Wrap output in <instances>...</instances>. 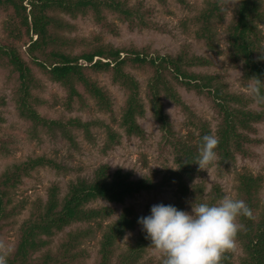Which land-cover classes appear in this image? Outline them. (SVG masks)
Listing matches in <instances>:
<instances>
[{
    "label": "trees",
    "instance_id": "trees-1",
    "mask_svg": "<svg viewBox=\"0 0 264 264\" xmlns=\"http://www.w3.org/2000/svg\"><path fill=\"white\" fill-rule=\"evenodd\" d=\"M158 1L166 3V0ZM175 2L186 6L185 0ZM225 2L203 0L201 9L191 19L195 26V38L209 50L216 49V24L223 20ZM0 7L9 10L14 19L13 26L5 28L7 35L0 38V65L10 69L15 76L17 109L33 129V136L38 137V131L42 130L51 136L59 135L75 145V131L79 130L87 141L92 142L91 127L101 121H83L77 116L42 117L36 110L38 98L32 93L40 83L31 65L64 89L67 109L74 102L84 107L89 97L97 110L111 112V96L95 77L100 73L107 74L110 81L125 93L120 126L127 137L141 138L145 132L137 119L145 114V104L139 81L129 68L147 69L150 74L146 79V97L162 133L160 144L172 151L176 162L175 169H170L168 175L158 181L153 173L132 179L129 172L117 169L109 175L108 165L101 164L91 179L70 180L61 199L59 187L52 184L44 204L22 223L14 250L7 259L8 264H68L83 259L85 254L77 249V245L94 230L70 231L55 253L46 251L39 256L34 255L49 245L48 237L56 231L73 223L92 222L112 215L114 210L109 206H88L97 199L119 203L142 191H161L172 181L177 185L175 198L165 205L171 204L183 210L186 204L191 206L193 202L217 203L222 199L219 185L214 184L207 190L202 181L195 180L202 137L214 136L208 122L200 123L197 137L189 133L185 138L175 135L167 122L162 98L176 105L183 104L175 83L210 100L218 117L215 165L220 172H229L237 155L241 158L254 157L253 147L264 142L263 138L255 136L254 127L256 123L264 122V108L256 110L249 107L253 100L264 106V102L257 100V92L254 91L258 89L259 94L264 95V0H236L233 19L227 30L229 56L234 62L242 64L241 82L252 84L253 97L230 91L221 73L194 72L192 68L206 67L211 62L207 56L192 53L188 45H182L174 54L152 52L147 47H116L104 42L97 34L90 38L70 35L73 27L62 16L89 15L99 28L111 34L117 30L109 15L126 23L131 30L167 32L163 25L152 19L153 9L140 1L0 0ZM23 37H27L23 44L26 45L27 58L17 47V42ZM108 138L102 148L104 151L112 149L117 142L116 133L110 129ZM9 150L0 138V152L7 154ZM44 165L58 168L52 161L38 157L14 164L0 173V233L11 216L7 209L8 189L31 170ZM235 179V199H242L252 211L251 217L237 218L241 227L236 240L243 250L240 264H264V199L261 200L259 195L264 185L263 177L246 171L235 173ZM140 217L133 213L132 207H125L116 220L102 228L95 264H145L140 260L151 247V241L146 239L142 230L113 261L117 240L127 230L139 225ZM156 264H163L162 256ZM220 264H233L229 252L223 254Z\"/></svg>",
    "mask_w": 264,
    "mask_h": 264
},
{
    "label": "rangeland",
    "instance_id": "rangeland-1",
    "mask_svg": "<svg viewBox=\"0 0 264 264\" xmlns=\"http://www.w3.org/2000/svg\"><path fill=\"white\" fill-rule=\"evenodd\" d=\"M128 1L130 3L140 1L145 6L152 8V19L163 25L167 32L150 29L131 30L126 23L119 21L114 15H109V19L116 24L117 30L116 33L111 34L99 28L89 15L71 17L63 14L62 16L73 27V30L69 32L70 35L90 38L97 34L104 42L112 43L116 47H147L152 52L174 54L182 45H188L192 53L207 56L211 62L206 67L192 68L194 72L221 73L230 91L253 97L251 94L252 84L245 85L241 82L242 64L234 62L229 56L227 30L233 19L236 0H226L225 2L223 20L216 24V49L214 50L207 49L202 41L195 38L193 32L195 26L191 19L201 9L203 0H185L186 6L179 5L175 0H166L164 4L158 0ZM13 23L14 19L10 16L9 10L0 7V38L7 35L8 32L5 28L13 26ZM26 40L27 37H23L17 42V47L25 58H27L26 45L23 44ZM31 66L40 83L32 93L38 98L36 110L42 117L56 119L77 116L83 121L101 122L91 127L92 142L87 141L79 130L75 131V145L70 144L59 135L51 136L42 130L38 131V137L33 136V129L19 115L17 109L15 76L10 69L0 65V99L2 100V104H0V138L10 148L7 154L0 152V173L11 168L14 164L38 157L50 160L58 166V168L51 165L39 166L8 189L7 209L11 216L5 222L0 233V251L8 253L7 259L14 250L22 223L30 217L35 209L44 204L48 188L52 184L59 187V198L61 199L65 195L70 180L91 179L94 171L101 164L108 165L109 175H112L117 169L129 172L132 179L153 173L156 181L168 175L169 170L176 167L172 151L169 148H163L160 144L162 133L151 114L149 101L146 97V79L150 74L147 69L129 68L139 81L141 96L145 104V114L137 119L138 124L145 132V136L141 138L127 137L120 126L125 93L123 89L110 81L107 74L100 73L95 77L111 96L113 102L111 112L97 110L94 101L89 97H87V104L84 107H81L78 102H74L72 107L67 109L64 102V89L58 83L48 79L36 66ZM175 87L182 98V105H176L169 99L162 98L167 122L175 135L185 138L187 134L192 133L197 137L200 132V123L206 121L215 136L218 117L213 111L210 100L205 95H198L187 90L179 83H175ZM249 107L256 110L264 108L256 100H253ZM254 127L256 128L255 136L264 139V122L256 123ZM108 129L116 133L117 142L112 149L104 151L102 148L109 140ZM253 150L255 155L252 158H241L237 155L229 172H220L216 168L215 161L203 169L199 167L195 180L202 181L207 190L214 184L219 185L223 193L222 198L225 196L236 198L235 173L247 171L254 176L261 175L264 181V142L253 147ZM171 183L161 191H142L119 203L102 199L89 203L90 207L109 206L113 208L114 212L105 219L73 223L56 231L54 235L48 237L49 245L34 256L44 254L46 251L55 253L70 231L90 229L94 230L93 234L82 238L77 245V249L85 254L84 258L68 264H95L102 228L116 220L125 207H132L133 213L142 217L150 214L153 205L172 201L175 198L174 191L177 185L174 181ZM259 195L261 200L264 199V185ZM183 210L191 212V206L186 204ZM141 230V225H137L133 229L127 230L122 238L117 240L114 262L117 255L127 244L133 242ZM228 252L231 254L232 263L240 264L243 250L237 240L235 249ZM160 258L161 255L153 247H149L140 263L156 264Z\"/></svg>",
    "mask_w": 264,
    "mask_h": 264
},
{
    "label": "clouds",
    "instance_id": "clouds-1",
    "mask_svg": "<svg viewBox=\"0 0 264 264\" xmlns=\"http://www.w3.org/2000/svg\"><path fill=\"white\" fill-rule=\"evenodd\" d=\"M254 91L257 100L264 102V95ZM217 145L215 136L202 137L196 162L201 169L215 161ZM240 216L251 217L252 211L242 199L225 196L217 203L193 202L191 212L155 204L138 224L151 247L163 257V264H220L223 254L236 247ZM7 255L0 251V264H8Z\"/></svg>",
    "mask_w": 264,
    "mask_h": 264
}]
</instances>
